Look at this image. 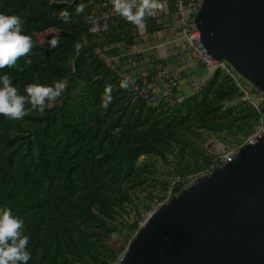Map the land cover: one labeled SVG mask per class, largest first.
I'll list each match as a JSON object with an SVG mask.
<instances>
[{
	"label": "trees",
	"instance_id": "obj_1",
	"mask_svg": "<svg viewBox=\"0 0 264 264\" xmlns=\"http://www.w3.org/2000/svg\"><path fill=\"white\" fill-rule=\"evenodd\" d=\"M100 1L0 0V14L19 16L33 41L30 55L0 69V77L8 75L21 95L27 84L67 85L43 114L0 115V208L24 221L28 264H116L146 213L218 163L206 140L239 148L264 113L242 100L223 71L187 96L173 88V104L161 96L153 105L121 89L94 50L117 55L114 46L130 45L138 28L118 16L100 34L89 32L86 21ZM78 4L85 5L80 14ZM65 9L69 23L59 18ZM145 23L147 33L158 31L154 17ZM106 85L107 110L100 106Z\"/></svg>",
	"mask_w": 264,
	"mask_h": 264
},
{
	"label": "water",
	"instance_id": "obj_2",
	"mask_svg": "<svg viewBox=\"0 0 264 264\" xmlns=\"http://www.w3.org/2000/svg\"><path fill=\"white\" fill-rule=\"evenodd\" d=\"M213 59L264 92V0H204ZM116 264H264V136L153 211Z\"/></svg>",
	"mask_w": 264,
	"mask_h": 264
},
{
	"label": "clouds",
	"instance_id": "obj_3",
	"mask_svg": "<svg viewBox=\"0 0 264 264\" xmlns=\"http://www.w3.org/2000/svg\"><path fill=\"white\" fill-rule=\"evenodd\" d=\"M55 3V0H51ZM113 11L128 23L138 29L146 27V18L152 17L157 10L162 9L160 0H110ZM85 5L76 6L77 14L84 11ZM59 18L65 23L70 22V13L65 9L59 12ZM90 19V17H89ZM24 21L17 15L0 14V69L12 68L17 62L30 55L33 41L30 36L22 34ZM49 47L56 48L59 38L53 36L48 41ZM31 64V60H26ZM134 83L125 77L119 87L128 89ZM66 83L57 81L52 86L38 83L27 84L24 95L14 87L8 75L0 77V115L22 120L30 112L44 113L45 108L54 104L66 90ZM112 85H106L101 97V107L107 110L112 102ZM24 221L13 216L10 208H0V264H28L31 254L27 250L29 237L24 234Z\"/></svg>",
	"mask_w": 264,
	"mask_h": 264
},
{
	"label": "built area",
	"instance_id": "obj_4",
	"mask_svg": "<svg viewBox=\"0 0 264 264\" xmlns=\"http://www.w3.org/2000/svg\"><path fill=\"white\" fill-rule=\"evenodd\" d=\"M204 0H174L172 3L173 13L172 17L177 28V38L183 49V52L192 60L200 63L206 70L210 71L212 74L216 71H223L228 74L236 83V86L243 93L242 100L249 102L254 108L258 109L259 106H264V92L257 91L253 89L248 83L242 84L238 80V75L230 68V66L224 60L213 59L210 54L204 48L200 40V32L196 28L194 19L201 9ZM117 14L113 11V6L110 0H101L96 3L92 9L91 18L86 21L89 32L92 34H100L103 27L110 22H112ZM94 54L99 60H101L107 68L115 73L118 78L123 80L125 77L130 78L134 83L130 84V89L134 95L144 101H147L153 105L158 103L161 95H159V84L163 83L165 79H169L166 90L169 92L162 95L161 98L169 101L173 104V99L169 98L173 88L177 87V83L180 80V74L177 70H169L162 65H157L155 70V75L150 79L139 80V78H133L127 71L120 69L117 62L110 56H108L104 51L96 48ZM130 66L134 69L136 64L134 62L130 63ZM170 76V78H169ZM254 90V92H252ZM193 91H197V87L193 88ZM264 136V113L260 112L259 124L255 127L254 131L245 139L243 145H253L258 140ZM238 151V150H237ZM237 151L225 154L217 157L218 163L215 167L222 166L223 164L231 161L236 155ZM213 168V169H214ZM201 173L199 175L189 176L185 183H183V189H187L189 186L193 185L199 177L209 175L212 170ZM171 193H169V198ZM151 214V213H150ZM150 216V215H149ZM148 216V217H149ZM147 217V218H148ZM147 218L139 224V228L143 227L147 221ZM122 256L120 257V259ZM117 261V263L120 261Z\"/></svg>",
	"mask_w": 264,
	"mask_h": 264
},
{
	"label": "crops",
	"instance_id": "obj_5",
	"mask_svg": "<svg viewBox=\"0 0 264 264\" xmlns=\"http://www.w3.org/2000/svg\"><path fill=\"white\" fill-rule=\"evenodd\" d=\"M174 0H160L162 9L157 10L152 16L154 24L158 26V31L146 32L139 29L134 32L136 35L130 45L123 43L114 47L119 49L117 55H110L118 66L128 70L129 73L139 78L145 79V75L152 74L153 68L162 65L169 70H177L180 80L177 83V96H187L193 88L204 84L212 73L206 70L200 63L190 59L184 52L177 38V28L172 17ZM140 33V34H139ZM134 62L136 68H132L130 63ZM155 75V70L153 76ZM152 76V77H153ZM170 78V76H169ZM169 79H165L159 84V95L169 92L165 86Z\"/></svg>",
	"mask_w": 264,
	"mask_h": 264
},
{
	"label": "rangeland",
	"instance_id": "obj_6",
	"mask_svg": "<svg viewBox=\"0 0 264 264\" xmlns=\"http://www.w3.org/2000/svg\"><path fill=\"white\" fill-rule=\"evenodd\" d=\"M44 38H45V34L39 35V40L43 41ZM238 78H240V77L238 76ZM241 82L244 85L247 84V82H245L243 79H242ZM204 146H205V148L207 150H209L211 153H213L217 157L219 155L220 156L225 155V154L228 155V154L233 153V152H235V151H237L239 149V148L232 147V146L230 147L229 145L228 146L223 145L221 142H219L218 140H216L214 137L208 138L206 140ZM170 198L168 197L167 199H165V201H163L161 203H158L157 206L154 207V209L152 211L146 213L145 214V217H144V220L150 215V213H152L153 211L157 210L161 205H163L164 203H166Z\"/></svg>",
	"mask_w": 264,
	"mask_h": 264
}]
</instances>
